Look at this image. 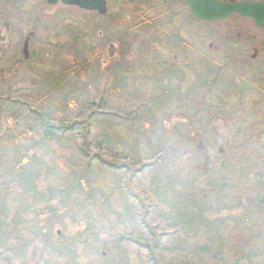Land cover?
<instances>
[{"label":"rangeland","instance_id":"1","mask_svg":"<svg viewBox=\"0 0 264 264\" xmlns=\"http://www.w3.org/2000/svg\"><path fill=\"white\" fill-rule=\"evenodd\" d=\"M113 3L108 0V10L102 15L68 10L60 2L47 6L52 15L42 24L43 30L53 29L54 37L44 32L45 40L51 43L42 48L49 51L47 55L53 60L66 65L81 64V98L97 90L91 96L93 100L101 95L116 106L122 100L113 92L117 87L113 77L119 75L126 85L133 87L137 75L138 86L132 91L136 101L144 104L143 87L151 94L158 92L156 82L143 73L147 72L150 55L161 52L147 43L155 36L154 28H141L132 35L128 28L133 17H128L127 9L119 7V3L121 13L113 12ZM61 23L64 41L58 43L55 34L60 30L52 25ZM192 27L196 34L189 36L197 51L193 50L191 56L192 71L184 73V90L188 91L178 100L183 113L168 108L153 116L154 107H142L139 116L145 122L142 132L148 143L143 145L141 155L148 159L161 150L163 168L174 171L185 189L195 195L199 207L205 208L211 202L228 207L224 221L214 220L204 230L205 240L214 244L219 236V243L233 253L242 251L249 255L260 249L264 256V84L259 82L264 77V73L259 74L263 66L258 62L223 64L217 34L205 37L208 30L216 29V24L196 23V28L193 24ZM78 30L84 32L83 39L78 40ZM133 36L138 41L145 37L147 41L131 45L129 40ZM94 45H98V50L87 54L85 49ZM45 53L39 56L44 57ZM163 53L182 55L180 50L166 49ZM106 84L110 91L102 90ZM45 89V84L37 82L38 95L33 98L39 99ZM208 89L234 98L220 96L216 106ZM110 103H106V109ZM10 109L6 107L1 115ZM63 141L67 140H60ZM75 143L76 140L71 143L73 149ZM4 146L0 145V264H67L71 250L76 252L80 264H150V255L158 262L163 250L154 249L157 243L148 233L149 224L141 225L134 212L121 207L129 206L132 199L109 191L113 177L123 178L124 187L129 184L127 176L113 169L110 173L96 158L111 160L90 150L88 160L79 161L71 152L61 153V147L56 152L51 143L33 148L34 155L28 160H16L9 152L15 147ZM21 146L23 154L27 145ZM131 172L132 169L127 175ZM214 182L219 185H213ZM132 184V192L138 194ZM108 191L111 197L106 203L103 194ZM142 223H147L145 218ZM162 253L164 263L177 264L170 252ZM188 262L186 259L184 264ZM205 262L208 264L207 259Z\"/></svg>","mask_w":264,"mask_h":264},{"label":"trees","instance_id":"2","mask_svg":"<svg viewBox=\"0 0 264 264\" xmlns=\"http://www.w3.org/2000/svg\"><path fill=\"white\" fill-rule=\"evenodd\" d=\"M118 3L122 9H129L123 0H118ZM62 23L58 26L52 25L61 31H58L59 36L57 33L55 34L58 43L64 41V29L62 31L60 28ZM44 32L53 35V29H45L41 33L42 36H44ZM78 33V40L83 39L84 32L78 30L77 35ZM49 43L46 41L47 45ZM53 44L55 45V43ZM97 47L98 45H94L85 51L90 55L91 51L94 53L98 50ZM46 58L40 61L37 67L38 81L45 84L46 89L39 94L37 100L32 96H22V99L26 100L36 112L22 105L20 132L13 135L20 136L22 145H27L24 151L26 157L23 160L30 155L33 148L47 146L49 143L53 144L56 152H58L56 148L61 147L63 148L61 153L71 152L79 161L87 159L90 150L99 151L101 155L113 162H105L96 158L100 164L108 167L110 173L114 170V172L127 176L129 184L124 187L123 178L119 180V177L115 176V180L113 177L109 181L111 183L109 191L115 192L120 198L132 199L129 201V206L121 205V207L131 213L134 212L135 218H138L141 225L149 224L148 233L151 238L156 239L155 243H157L154 249L170 252L172 256L176 257L177 264L181 260L180 264H184L186 259L189 260V264H207L206 259L208 264H264L263 251L260 249L255 254L251 253L252 255H246L242 251L233 253L225 245L223 247L219 243V236L216 237L217 240L214 244L205 240L204 230H207L209 223L214 220L224 221L228 215V207L220 206L214 202L205 208L199 207L195 195L185 189L174 171L163 168L164 159L162 157L164 154L161 150H157L156 156L151 155L148 159L141 155L143 145L148 143V139L142 132L145 122L139 116L140 109L154 107L155 114H152L153 116L162 110L168 111V108L172 111L178 109L177 112L182 114L181 109L183 108L178 100L188 91L184 90L186 79H184L183 73L167 71L164 79L160 82L156 80L160 89L158 94H151L147 88L143 87L141 92L146 99L144 104H139L136 101L132 91L133 87L137 89L138 86L137 75L133 81V87L126 85L121 76L113 77L117 81V95L122 100L121 103L114 106L110 101L104 100L101 95L97 100H93L91 96L97 94V90L88 93L87 98H81L79 94L81 89L83 90L81 64L66 65L60 60H53L51 56L47 55ZM87 58L89 60L90 56ZM87 58L84 61H87ZM261 78L264 80L263 76ZM95 88L97 89V87ZM102 90L110 91L109 85L106 84ZM208 90L209 96L217 103L216 106H218L220 96L234 98L233 95L225 96V93ZM74 96L76 97L74 98ZM106 103H110L107 109L105 108ZM93 108L94 111H92ZM13 115V113L10 116L7 115L5 120L13 121ZM1 116L4 115L0 113ZM34 123L35 126H33ZM95 129L96 132H94ZM31 139L36 141L32 143ZM62 139L67 141L61 143ZM74 140H76L75 149L71 147ZM70 160H74V158ZM145 160L146 162H143ZM241 160L243 161V158ZM114 163L117 164L114 165ZM131 169V175L128 176L127 173ZM130 184L138 194L132 192ZM212 184L219 185L216 182ZM120 187H123V190ZM109 191L107 194H103L106 203L111 197ZM48 207L49 205L46 209ZM48 209L50 211L51 208ZM82 216H85V213H82ZM141 217H144L147 223H142L144 218ZM78 218L80 219V215ZM162 252L160 255H163ZM160 255L157 256L158 262L153 260L155 256L150 255L149 263L166 264L161 260L162 256ZM67 264H80L76 258V252L71 250Z\"/></svg>","mask_w":264,"mask_h":264},{"label":"flooded vegetation","instance_id":"3","mask_svg":"<svg viewBox=\"0 0 264 264\" xmlns=\"http://www.w3.org/2000/svg\"><path fill=\"white\" fill-rule=\"evenodd\" d=\"M113 12L121 13L118 8V0H112ZM129 9L128 17H133L132 26L128 28L132 35L136 30H146L153 27L152 33L155 35L148 41L145 37L138 41L133 36L129 43L131 45L143 42L154 45V51L160 49L157 55H150L151 61L147 63L148 68L144 75L152 82H159L166 77V72L179 71L186 73L193 64V50L197 51L196 43L193 42L189 34H196L192 24L201 23L203 25L216 24V29L208 30L205 37L217 34L216 43L221 45L223 54L221 61L223 64H247V62H258L264 69V0H216L227 5L242 4L244 9L253 11L255 18L251 15L242 14L236 11L229 13L223 19L206 22L197 19L185 0H123ZM60 2L68 10H79L82 13L90 12L98 15L97 10L80 8L76 5H66L61 0L49 3L48 0H0V113L6 107H11L10 111L0 117V145L9 149L13 159L25 158L21 152L20 136H13L20 132L22 105L36 112L30 104L22 99V96H37V67L38 63L47 59L49 51L42 48L46 41L41 40L44 31L43 23L51 17L52 13L46 8L49 5ZM106 12L108 10V0H105ZM162 19V21L157 22ZM157 22V23H156ZM159 23V24H158ZM188 27L187 31L185 27ZM46 27L45 29H47ZM204 33V32H203ZM40 46V47H39ZM212 46V42H209ZM41 49V50H39ZM180 50L182 55L177 57L163 53L164 50ZM46 52L44 57L39 56ZM154 53V52H153ZM175 66V67H172ZM173 68V69H170ZM259 72L260 76L264 70ZM159 75L163 76L160 78ZM165 75V76H164ZM264 78V77H263ZM257 81V80H256ZM259 82L264 84L262 78ZM261 83V84H262ZM42 84V83H40ZM159 92L158 83H155ZM262 84V85H263ZM259 88L262 92L263 88ZM147 88V87H145ZM117 94V87L113 89ZM157 92V94H158ZM13 113V121L5 120L7 115ZM35 126V123L33 124ZM8 129L9 131H6ZM18 148V149H17ZM16 149L18 151H16ZM26 148L23 149L25 151ZM34 153H30L28 158H32Z\"/></svg>","mask_w":264,"mask_h":264},{"label":"water","instance_id":"4","mask_svg":"<svg viewBox=\"0 0 264 264\" xmlns=\"http://www.w3.org/2000/svg\"><path fill=\"white\" fill-rule=\"evenodd\" d=\"M55 1L56 0H48L49 3H54ZM61 2L66 5H76L84 9L97 10L100 14L106 12L105 0H61ZM185 2L197 19L206 22L223 19L233 11L251 15L255 18V13L244 9L243 5L240 3L227 5L216 0H185Z\"/></svg>","mask_w":264,"mask_h":264}]
</instances>
